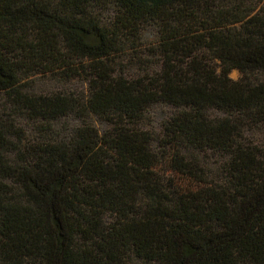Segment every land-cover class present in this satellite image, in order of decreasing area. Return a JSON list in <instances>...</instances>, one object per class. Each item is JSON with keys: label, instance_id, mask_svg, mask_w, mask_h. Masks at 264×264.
Returning <instances> with one entry per match:
<instances>
[{"label": "trees", "instance_id": "1", "mask_svg": "<svg viewBox=\"0 0 264 264\" xmlns=\"http://www.w3.org/2000/svg\"><path fill=\"white\" fill-rule=\"evenodd\" d=\"M150 27L159 69L118 75L114 55ZM38 74L87 94H31ZM253 74L264 0H0V264H264ZM158 104L175 109L162 135L141 127ZM69 116L67 137L37 143L17 123Z\"/></svg>", "mask_w": 264, "mask_h": 264}, {"label": "rangeland", "instance_id": "2", "mask_svg": "<svg viewBox=\"0 0 264 264\" xmlns=\"http://www.w3.org/2000/svg\"><path fill=\"white\" fill-rule=\"evenodd\" d=\"M101 9V8H98ZM114 7L105 8L100 14L104 25H108L114 15ZM142 40L138 45L127 44L123 51L114 55V62L118 75H123L128 79L138 78L147 73L154 72L159 69L158 60L147 56V49L154 46L158 41L155 28H148L142 35ZM233 80L240 77L237 70H233L230 74ZM253 79L264 80V75L253 74ZM26 82V81H24ZM27 91L31 94H76L83 96L87 94V82L79 80H64L54 74L35 75L27 80ZM1 110L5 105V97L1 96ZM175 109L167 104H158L151 107L145 114L141 127L144 130L162 135V128ZM88 123L93 124L101 132L110 129V125L100 121L97 118H87ZM17 123L23 128L26 142L37 143L47 140L63 139L68 136L71 130L80 123L75 116H69L50 124L46 122H31L25 118H19ZM52 125V126H51ZM249 137L259 145H264V130L249 132ZM156 146V145H155ZM212 162H218L216 158H212ZM213 166V165H212Z\"/></svg>", "mask_w": 264, "mask_h": 264}]
</instances>
